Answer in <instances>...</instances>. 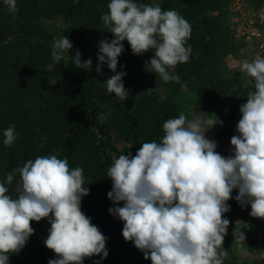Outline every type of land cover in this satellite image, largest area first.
<instances>
[{
    "label": "clouds",
    "instance_id": "obj_1",
    "mask_svg": "<svg viewBox=\"0 0 264 264\" xmlns=\"http://www.w3.org/2000/svg\"><path fill=\"white\" fill-rule=\"evenodd\" d=\"M3 4L10 13L19 11L17 0H3ZM101 20L114 37L101 39L97 46L96 72L102 74V66L107 64L114 73L103 81L108 93L122 102L129 97L123 83L127 73L117 71L124 41L134 55L154 53L145 61L146 71L188 91L181 77L170 71L189 62L192 52L187 45L191 25L176 10L134 0H110ZM72 48L67 36L54 42L53 61L59 64ZM70 57L75 67L91 70L92 58L82 61L79 50ZM239 70L250 78L245 86L254 84L255 90L240 105L237 134L230 140L231 155L222 156L216 151L217 142L206 136L223 124L215 114L201 112L200 117L189 119L181 111L163 123L159 142L142 143L135 155L121 154L108 168L112 187L107 196L113 205L123 203L108 211L123 222L124 240L131 241L151 264H225L229 253L223 243L231 222L224 214L231 210L227 202L233 199V190H238L234 199L242 207L250 205L251 217L264 219V58L245 60ZM111 112L100 113L99 121L106 122ZM3 136V144L12 146L18 138L15 125L5 129ZM14 180L15 196L9 188ZM89 192L83 168H70L67 158L55 154L29 159L7 173L0 182V264H9V256L20 253L34 234L31 223L42 219L50 224L44 244L57 257L48 264H83L93 256L106 258L107 238L81 208L82 198ZM234 236L237 244L246 240L244 232L238 236L234 232Z\"/></svg>",
    "mask_w": 264,
    "mask_h": 264
},
{
    "label": "trees",
    "instance_id": "obj_2",
    "mask_svg": "<svg viewBox=\"0 0 264 264\" xmlns=\"http://www.w3.org/2000/svg\"><path fill=\"white\" fill-rule=\"evenodd\" d=\"M152 1L134 0L146 5H152ZM108 3L110 0H17L19 11L10 13L0 0V182L5 181L7 173L37 156L55 154L58 158H67L70 168H83L85 186L90 189L82 198V211L107 238L108 256L103 260L100 256L86 258L83 264H94V261H100V264H151L131 241L124 240L123 222L108 211L110 207L123 206V203L113 205L107 196L112 187L107 171L115 158L107 150L106 139L113 132L121 134L131 130L130 149L117 152L116 158L129 152L135 155L142 143L159 142L164 135L163 123L180 114L171 100L158 99L154 77L144 75L145 61L154 53L150 50L142 56L134 55L128 42H123L124 52L118 58L117 71L127 73L123 83L129 97L122 102L107 92L103 82L114 73L100 79L89 70L72 65L71 57L66 65L55 63L41 23L43 18L62 15L67 21H73L75 28L81 26V33L68 32L63 37L67 36L73 44L70 55L79 50L84 61L90 56L88 51H98L101 39L111 41L114 38L106 29L103 33L107 37L97 31L102 20L97 15L100 20L94 22L89 12L94 6L95 9L99 5L104 8ZM157 5L162 10H176L190 23L192 31L187 41L192 48L190 60L178 64L175 73L187 84V92L197 93L198 110H213L219 94L230 88L229 84L216 88L207 84L208 67L225 46L220 38L217 17L212 14L219 10L220 1L158 0ZM85 11L89 13L83 16ZM14 70L20 73L17 84L9 82ZM168 83L181 91L180 84ZM148 89L152 90L146 91ZM134 105L135 110H131ZM108 109L112 110L111 115L101 123L98 115ZM13 124L18 138L12 146H5L3 132ZM228 126L222 124L216 133L222 147H226V136H232ZM16 179H19L18 174ZM14 185L15 180L9 186L13 196L16 195ZM227 203L231 210L224 218L258 219L246 215L245 206L242 207L234 197ZM31 226L34 234L19 254L9 256V264H48L50 259L57 258L44 244L50 228L48 221H33ZM130 250L133 258L126 261L123 254Z\"/></svg>",
    "mask_w": 264,
    "mask_h": 264
},
{
    "label": "rangeland",
    "instance_id": "obj_3",
    "mask_svg": "<svg viewBox=\"0 0 264 264\" xmlns=\"http://www.w3.org/2000/svg\"><path fill=\"white\" fill-rule=\"evenodd\" d=\"M219 10L212 14L217 17L219 25L220 38L225 43L221 49L219 56L216 57L208 67L207 84L212 87H220L222 84H229L224 94L217 97L216 108L211 111H201L197 109L198 95L196 92L177 91L163 82L159 76L156 77L154 72L150 73L144 69V75H152L156 81V93L158 99H169L174 103L179 111H183L189 119H195L202 115L201 112L207 114H215L225 125H229V133L236 135V125L241 117L239 111L240 105L247 102V93L254 91V84L245 86V81L250 79L240 72V65L243 61L264 58V0H219ZM109 4V3H108ZM108 4L104 8L92 7L89 12L94 22L99 21L98 16L108 12ZM158 4V0H153L152 5ZM95 9V10H94ZM88 11H85L83 16ZM43 29L46 33L45 40L49 47L50 53L54 42L59 41L65 33H81V26L75 28V24L71 20H66L62 15L52 18H43ZM99 33H103L104 25L100 21V26L96 28ZM106 35L105 33H103ZM108 35L104 36L107 37ZM89 58H92L93 64L91 74L106 79L111 71L107 65L102 66V74L96 72L97 53L98 51H88ZM70 53H66L61 61L64 65L69 62ZM175 68L172 72L175 73ZM18 71H12L9 82L18 83ZM55 82V81H53ZM201 82H198V84ZM197 84V85H198ZM221 93V92H220ZM221 129V125H216L210 129L206 136L217 142L216 151L222 156L228 157L231 154L232 146L230 140L232 136H226L222 147L216 138V133ZM133 137L131 130H127L121 134L113 132L107 139V150L111 156L116 158L117 152H125L130 149ZM238 194V190H233V197ZM246 215H250V205L245 206ZM227 229V235L224 238L223 247L228 251L229 256L225 260V264H264V219L246 221L242 216H238L233 220ZM235 234L238 236L240 232H244L246 240L243 244H237ZM123 258L128 261L133 258L132 251H126Z\"/></svg>",
    "mask_w": 264,
    "mask_h": 264
}]
</instances>
